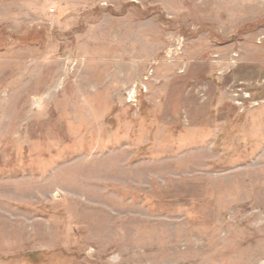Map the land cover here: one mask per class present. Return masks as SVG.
<instances>
[{
    "label": "rangeland",
    "instance_id": "obj_1",
    "mask_svg": "<svg viewBox=\"0 0 264 264\" xmlns=\"http://www.w3.org/2000/svg\"><path fill=\"white\" fill-rule=\"evenodd\" d=\"M0 264H264V0H0Z\"/></svg>",
    "mask_w": 264,
    "mask_h": 264
},
{
    "label": "built area",
    "instance_id": "obj_2",
    "mask_svg": "<svg viewBox=\"0 0 264 264\" xmlns=\"http://www.w3.org/2000/svg\"><path fill=\"white\" fill-rule=\"evenodd\" d=\"M132 97H133V96H131V97L129 98V102H132Z\"/></svg>",
    "mask_w": 264,
    "mask_h": 264
}]
</instances>
